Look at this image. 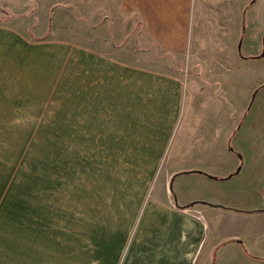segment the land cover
I'll return each mask as SVG.
<instances>
[{"label":"rangeland","instance_id":"1","mask_svg":"<svg viewBox=\"0 0 264 264\" xmlns=\"http://www.w3.org/2000/svg\"><path fill=\"white\" fill-rule=\"evenodd\" d=\"M91 1L99 10L119 5L118 0H0V26L9 25L15 30L10 33L25 41L22 48L0 51V248L15 249L10 260L16 264L23 262L19 255L25 245L37 248L41 236L62 235L66 243L75 228L87 231L92 220L98 233L105 219L129 217L126 203L134 196L131 174L137 163L120 159L118 131L105 140L107 131L97 124L88 130L91 118L105 115L90 113L82 96L90 68H95L89 60L119 58L128 42L131 48L125 51L134 57V35L120 28L94 35L87 17ZM127 21L130 27L135 20L131 18L130 26ZM241 38L264 48V0L250 9ZM248 65L241 71L259 78L254 86L256 77L243 74L224 85L222 101L234 113L203 116L207 123L195 130L201 138L163 162L161 174L177 168L219 178L178 176L172 183L177 202L202 196L241 211L264 208V62ZM183 70L186 74L187 68ZM230 117L235 125L231 135ZM111 123L118 125V114H111ZM231 152L239 164L226 177ZM152 186L157 192L161 179ZM241 228L252 237L251 254L264 260V216L249 213Z\"/></svg>","mask_w":264,"mask_h":264},{"label":"crops","instance_id":"2","mask_svg":"<svg viewBox=\"0 0 264 264\" xmlns=\"http://www.w3.org/2000/svg\"><path fill=\"white\" fill-rule=\"evenodd\" d=\"M118 1L112 11L105 5L99 10L91 1L87 17L94 35L115 33L117 28L134 35L135 56L128 58V42L120 46L119 58L90 59L95 68H90L82 97L90 113L105 115L91 118L88 130L97 124L107 131L105 140L118 131L120 159L137 163L131 174L134 196L126 203L129 217L105 219L98 233L92 220L87 231L75 228L66 243L62 235L41 236L37 248L25 245L20 264H264L251 254L252 237L244 236L241 228L245 216H264V208L241 211L202 196L177 202L172 183L178 176L202 173L219 178L177 168L161 174L168 154H183L201 138L195 130L207 123L206 115L234 113L222 101L226 83L240 74L256 77L251 86L259 81L254 73L241 71L249 63L264 62L263 45L252 39L245 44L241 38L257 0ZM7 26H0V51L22 48L25 41ZM111 114H118V125H112ZM230 122L229 135L235 126L231 117ZM229 154L226 177L239 164L235 152ZM154 179L162 182L157 192L151 188ZM58 237L59 245L52 248ZM0 249V264H16L10 260L15 249Z\"/></svg>","mask_w":264,"mask_h":264},{"label":"trees","instance_id":"3","mask_svg":"<svg viewBox=\"0 0 264 264\" xmlns=\"http://www.w3.org/2000/svg\"><path fill=\"white\" fill-rule=\"evenodd\" d=\"M231 176H233V175H231Z\"/></svg>","mask_w":264,"mask_h":264},{"label":"water","instance_id":"4","mask_svg":"<svg viewBox=\"0 0 264 264\" xmlns=\"http://www.w3.org/2000/svg\"><path fill=\"white\" fill-rule=\"evenodd\" d=\"M239 171H240V169H239Z\"/></svg>","mask_w":264,"mask_h":264}]
</instances>
